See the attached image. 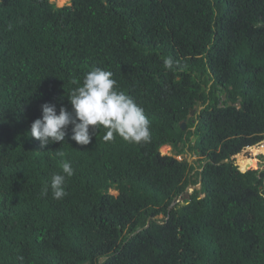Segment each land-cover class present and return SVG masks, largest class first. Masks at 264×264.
Returning <instances> with one entry per match:
<instances>
[{
    "label": "trees",
    "instance_id": "16d2710c",
    "mask_svg": "<svg viewBox=\"0 0 264 264\" xmlns=\"http://www.w3.org/2000/svg\"><path fill=\"white\" fill-rule=\"evenodd\" d=\"M70 2L0 0V264H264V0Z\"/></svg>",
    "mask_w": 264,
    "mask_h": 264
},
{
    "label": "water",
    "instance_id": "95a60500",
    "mask_svg": "<svg viewBox=\"0 0 264 264\" xmlns=\"http://www.w3.org/2000/svg\"><path fill=\"white\" fill-rule=\"evenodd\" d=\"M195 111H196L195 109H192L191 112H190V116H194V115H195ZM186 125H187L186 120H184V121H182V122L180 123V126H181V128H182L183 130L186 128ZM263 141H264V140H262L261 142L255 144V145L246 146V147H244V148L242 149V151L246 150L247 148H252V147H254V146H257V145H259L260 143H262ZM263 146H264V145H263ZM239 154H240V153H237V154H235V155H232L229 159H224L221 163H235V164H237V165L239 166V169H240L241 171L251 170V169H252L251 165H250L249 163H245V160H244V159H240V158L238 157ZM205 164H206V163H205ZM201 170H203V169H201ZM200 188H202L201 177H200L199 183H198L197 185L190 184V185L187 187V189L185 190V192H184L182 195L176 197V198L174 199V201L172 202L171 206L169 207V209L172 208V207H174V206H175L176 204H178V203L183 204L185 201L190 200L192 192H193V191H196V190H198V189H200ZM202 197H205V191H203V193H202ZM151 220H153V217H152V216H150V217L148 218L146 226H144L143 228H139V229H137V230L133 233V235H135V234H137L138 232L144 230L145 228H148V227L150 226ZM104 259H105V258L102 257V258H100L99 261L102 262Z\"/></svg>",
    "mask_w": 264,
    "mask_h": 264
},
{
    "label": "rangeland",
    "instance_id": "374dc122",
    "mask_svg": "<svg viewBox=\"0 0 264 264\" xmlns=\"http://www.w3.org/2000/svg\"><path fill=\"white\" fill-rule=\"evenodd\" d=\"M51 2H54L57 6H63V5H66V4H70V0H50ZM167 147V148H165ZM260 149H262L264 151V146H260L259 147ZM161 152L163 154H170L172 153V147L171 146H164L162 149H161ZM182 158L183 157H186L187 160L190 162V163H195L197 164L198 166H204L205 165V162H201L200 165L198 164V159L199 157L196 156L194 153L192 152H188L186 153L185 155H182L181 156ZM252 169L254 170H258L259 172L261 171H264V155H261L258 157V163L255 167H252ZM260 174V173H258ZM263 181H264V178H263ZM263 189H264V186H263ZM264 191V190H263ZM193 193V192H192Z\"/></svg>",
    "mask_w": 264,
    "mask_h": 264
},
{
    "label": "bare ground",
    "instance_id": "6f19581e",
    "mask_svg": "<svg viewBox=\"0 0 264 264\" xmlns=\"http://www.w3.org/2000/svg\"><path fill=\"white\" fill-rule=\"evenodd\" d=\"M250 149H253V147L250 148ZM244 160H248V159L247 158H244ZM200 190H202V188L198 189V191H200Z\"/></svg>",
    "mask_w": 264,
    "mask_h": 264
}]
</instances>
